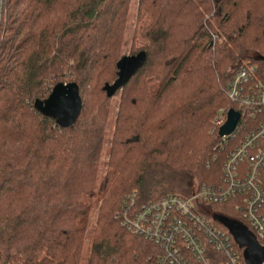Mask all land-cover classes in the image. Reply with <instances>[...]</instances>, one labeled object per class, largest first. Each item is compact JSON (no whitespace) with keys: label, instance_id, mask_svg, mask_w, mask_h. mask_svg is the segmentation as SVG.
<instances>
[{"label":"trees","instance_id":"1","mask_svg":"<svg viewBox=\"0 0 264 264\" xmlns=\"http://www.w3.org/2000/svg\"><path fill=\"white\" fill-rule=\"evenodd\" d=\"M131 1L7 0L0 264H155L158 249L117 218L126 196L156 200L166 194L158 185L178 172L197 188L221 182L224 152L213 121L232 108L222 87L243 61L264 62V0H137L136 23H148L135 26L124 56ZM120 69L128 79L116 92L101 171L106 89ZM60 83L78 86L82 107L71 127L34 109Z\"/></svg>","mask_w":264,"mask_h":264},{"label":"built area","instance_id":"2","mask_svg":"<svg viewBox=\"0 0 264 264\" xmlns=\"http://www.w3.org/2000/svg\"><path fill=\"white\" fill-rule=\"evenodd\" d=\"M6 5L7 0H0V41ZM260 64L241 65L222 89L232 108L218 112L214 129L219 132L230 110L239 119L220 138V183L200 186L188 197L164 195L140 203L136 191L126 196L117 218L158 249L155 264H248V247L238 246L224 220L264 248V62ZM212 206L229 207L234 218L213 213Z\"/></svg>","mask_w":264,"mask_h":264},{"label":"water","instance_id":"3","mask_svg":"<svg viewBox=\"0 0 264 264\" xmlns=\"http://www.w3.org/2000/svg\"><path fill=\"white\" fill-rule=\"evenodd\" d=\"M264 61V59L262 60ZM127 71L120 69L118 79L112 86L106 89L107 98H111L117 90L124 86V75ZM82 107V102L76 84H57L52 89L50 95L43 101L36 100L34 109L44 117L54 119L61 126H72L77 120ZM239 119V114L232 110L228 112L227 122L218 132V137L223 138L229 135ZM221 220L220 217H217ZM226 226L230 229L231 234L238 243L239 247L247 246L248 251L245 254V260L248 264H260L263 260L264 248H260L255 240L250 236L240 235V228L237 225L224 220Z\"/></svg>","mask_w":264,"mask_h":264},{"label":"rangeland","instance_id":"4","mask_svg":"<svg viewBox=\"0 0 264 264\" xmlns=\"http://www.w3.org/2000/svg\"><path fill=\"white\" fill-rule=\"evenodd\" d=\"M136 8H137V0H132L131 1V5H130V9L128 12V18H127V23H126V31H125V35H124V43H123V48H122V55L124 56H129V49L131 47V39H132V32L135 28V26H137V28L139 29L140 27H142L143 25L148 23V19L146 17H143L139 23H136ZM135 45L137 48L141 47L143 45V42L140 40H136L135 41ZM250 61L249 60H244L243 64L247 65L249 64ZM227 83V82H226ZM224 83V85L226 84ZM223 85V87H224ZM222 87V89H223ZM112 99L110 100V115L108 117V124H107V136H106V141L104 144V148L101 154V159H100V167L102 168L101 171L105 170V163L107 162V160L109 159L108 154H109V143H110V136L111 133L113 132L114 129V121H115V113L117 110V104L119 102V94L115 93L112 97ZM229 109V108H228ZM221 110H227V109H220ZM218 111V112H219ZM218 114V113H217ZM167 180L170 179L171 182H163L161 184L158 185V188L161 190H164L162 192H165V195H178L181 197H188L189 195H191L198 187H196V182L189 178V176H187L185 173L183 172H178L176 174H170L169 176H167L166 178ZM101 200V195L98 194L95 198H94V210L93 212H91L90 215V224H89V228H88V235L91 234L90 232L93 230L94 226H95V218H96V209L100 203ZM146 201H150L148 199H140L139 202L140 203H144ZM211 210L213 213L222 215L224 217H231L234 218L233 216L235 215L232 210L229 207H218V206H212ZM217 227L221 228L219 225H216ZM90 237V236H88ZM89 238H87V240L85 241V245H84V255L85 257L89 254ZM81 264H86V261H81Z\"/></svg>","mask_w":264,"mask_h":264}]
</instances>
